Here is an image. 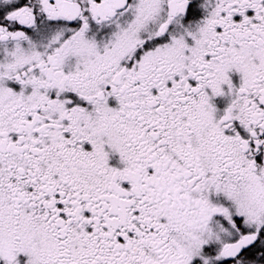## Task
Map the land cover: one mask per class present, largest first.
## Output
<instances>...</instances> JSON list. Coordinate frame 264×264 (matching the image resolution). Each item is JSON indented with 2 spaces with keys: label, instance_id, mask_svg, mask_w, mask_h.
<instances>
[{
  "label": "snow or ice",
  "instance_id": "6c2138e0",
  "mask_svg": "<svg viewBox=\"0 0 264 264\" xmlns=\"http://www.w3.org/2000/svg\"><path fill=\"white\" fill-rule=\"evenodd\" d=\"M0 264H264V0H0Z\"/></svg>",
  "mask_w": 264,
  "mask_h": 264
}]
</instances>
